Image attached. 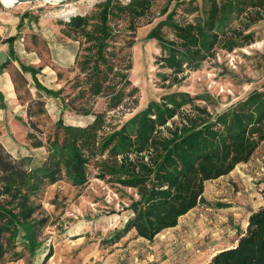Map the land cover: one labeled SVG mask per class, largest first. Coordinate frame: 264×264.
<instances>
[{"label": "trees", "instance_id": "obj_1", "mask_svg": "<svg viewBox=\"0 0 264 264\" xmlns=\"http://www.w3.org/2000/svg\"><path fill=\"white\" fill-rule=\"evenodd\" d=\"M171 1L166 0L160 9L159 15L165 16L149 30L146 39L160 45L164 54L158 63L171 70L164 74V80L175 84L185 78L186 70H197L218 44L230 51L242 45L241 38L251 41V33L242 35L232 29L227 35L225 26L233 13L254 14L250 22H255L263 18L264 12V0H203L202 16L180 21L175 17L176 7L184 0H175L168 10ZM155 2L100 0L89 12L57 19L63 36L77 42L71 65L78 71L71 84L73 90L77 89L73 95H62V88L43 86L36 75L38 70L19 62L14 49L19 31L4 39L0 36V44H8L9 55L0 63V69L12 60L18 61L20 72L30 73L34 87L52 96L58 110L53 135L46 139V156L39 162L33 163L31 156L14 158L0 141V263L20 259L23 250L29 256L36 255L42 245L39 233L47 219L37 217L39 206L34 198L45 186L63 178L72 185H83L91 163L100 178L108 177L135 190L138 196L129 205L132 214L110 241L117 242L132 230L137 237L152 241L206 202L207 181L249 161L264 142V88L250 91L213 118L205 107L193 104L188 92H171L159 101H149L118 128L110 126L107 111H131L138 102V88L129 79L132 64L124 49L134 44L138 26L152 22ZM198 8L196 4L189 12ZM26 17L25 13L20 16L18 30ZM145 17L147 20L142 22ZM119 21L127 23L125 29L117 28ZM22 74V83L28 84ZM99 96L106 98L105 111L92 108ZM32 104H37L38 110L31 111ZM45 104L44 100L31 98L27 116L43 113ZM186 104L192 105L189 111L183 109ZM0 108H6L2 100ZM64 110L91 119L84 124L65 122L61 117ZM27 137L32 146H43L33 131ZM50 255L51 249L43 260ZM206 264H264V206L250 213L237 243L215 253Z\"/></svg>", "mask_w": 264, "mask_h": 264}, {"label": "rangeland", "instance_id": "obj_2", "mask_svg": "<svg viewBox=\"0 0 264 264\" xmlns=\"http://www.w3.org/2000/svg\"><path fill=\"white\" fill-rule=\"evenodd\" d=\"M98 1L64 0L57 4L31 1L10 8L0 4L1 39L19 31L14 42L19 62L38 70L36 75L43 86L53 90L62 88V95H73L77 89L73 90L71 84L78 71L71 65L77 42L63 36L57 19L66 20L67 15L89 12ZM202 1L184 0L176 7L175 17L180 21H192L202 16ZM165 2L156 0L152 6L155 16L152 22L138 26L134 44L124 49L132 64L129 79L132 86L138 88V102L131 111H107L111 127L118 128L127 118L145 108L149 101H159L167 93L188 92L193 97V104L205 107L213 118L250 91L264 88V12L263 18L255 22H250L254 20V14L233 13L225 26L227 35L232 29L242 35L251 33L249 43L246 38H241L239 44L242 45L230 51L218 44L213 49L214 54L197 70H186L180 83L164 80V74L171 72L158 63L164 52L156 40L146 39V35L164 18L159 11ZM174 4L175 0H172L168 10ZM196 4L198 10L189 12ZM71 10L73 13L68 14ZM23 13L27 17L18 30ZM146 20L147 17L141 19L142 22ZM126 25L125 21H119L116 26L123 30ZM122 37L123 34L121 42ZM6 58H9L8 44L1 43L0 63ZM19 62L12 60L6 68L0 69V74L6 72L12 81L14 92L13 97L6 98L0 90V100L6 105L5 109L0 108V141L14 158L31 156L35 163L46 156V139L53 135L58 110L52 96L34 87L31 74L20 72ZM58 72L61 73L59 78ZM21 74L28 84L22 83ZM31 98L44 100L46 104L43 113L37 111L29 118L26 106ZM105 100L103 96L96 97L93 110L105 111ZM32 105L31 111L38 110L37 104ZM191 106L186 104L183 109L189 111ZM61 117L65 122L79 124L91 119V116L73 110H64ZM29 131L43 141V146L31 145L27 137ZM204 197L205 203L190 210L175 227L164 230L152 241L137 237L132 230L112 242L113 234L132 214L129 205L138 196L135 190L108 177L100 178L91 163L88 180L83 185H72L63 178L45 186L34 198L39 206L37 217L47 219L39 233L42 245L36 255L29 256L23 250L20 259L0 264H206L218 251L235 245L245 231L250 213L264 206V142L249 161L238 164L227 175L207 181ZM50 249L51 255L44 261Z\"/></svg>", "mask_w": 264, "mask_h": 264}, {"label": "bare ground", "instance_id": "obj_3", "mask_svg": "<svg viewBox=\"0 0 264 264\" xmlns=\"http://www.w3.org/2000/svg\"><path fill=\"white\" fill-rule=\"evenodd\" d=\"M33 1L51 3L50 0H33ZM61 1H64V0H58V3L61 2ZM15 5H16V3L13 6H15ZM13 6H11V7H13ZM8 8H10V7H8ZM70 13H73V10H71V12H68V14H70ZM0 90L3 93V96H5L6 98L13 97L12 86L10 84V81H9L8 77H7L6 72H1V74H0Z\"/></svg>", "mask_w": 264, "mask_h": 264}, {"label": "clouds", "instance_id": "obj_4", "mask_svg": "<svg viewBox=\"0 0 264 264\" xmlns=\"http://www.w3.org/2000/svg\"><path fill=\"white\" fill-rule=\"evenodd\" d=\"M52 4L58 3V0H50ZM16 3V0H0V4H3L5 7H11Z\"/></svg>", "mask_w": 264, "mask_h": 264}, {"label": "water", "instance_id": "obj_5", "mask_svg": "<svg viewBox=\"0 0 264 264\" xmlns=\"http://www.w3.org/2000/svg\"><path fill=\"white\" fill-rule=\"evenodd\" d=\"M33 0H16V4L22 3V2H31Z\"/></svg>", "mask_w": 264, "mask_h": 264}, {"label": "crops", "instance_id": "obj_6", "mask_svg": "<svg viewBox=\"0 0 264 264\" xmlns=\"http://www.w3.org/2000/svg\"><path fill=\"white\" fill-rule=\"evenodd\" d=\"M74 55H75V53H74ZM9 79V78H8ZM9 81H10V84L12 83V81L9 79ZM11 86H12V84H11ZM13 94H14V92H13Z\"/></svg>", "mask_w": 264, "mask_h": 264}]
</instances>
